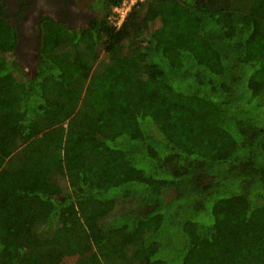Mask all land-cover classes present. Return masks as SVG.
I'll return each instance as SVG.
<instances>
[{
    "label": "trees",
    "instance_id": "trees-1",
    "mask_svg": "<svg viewBox=\"0 0 264 264\" xmlns=\"http://www.w3.org/2000/svg\"><path fill=\"white\" fill-rule=\"evenodd\" d=\"M85 1L0 6V264H264V0Z\"/></svg>",
    "mask_w": 264,
    "mask_h": 264
},
{
    "label": "flooded vegetation",
    "instance_id": "flooded-vegetation-1",
    "mask_svg": "<svg viewBox=\"0 0 264 264\" xmlns=\"http://www.w3.org/2000/svg\"><path fill=\"white\" fill-rule=\"evenodd\" d=\"M76 0H0V6H5V10L19 27L20 39L17 44V54L20 62L34 69L30 60L33 47L38 44L39 20L49 15L56 20L66 21L70 26H86L90 19L98 12L93 9H83L75 2ZM45 5L40 6L39 4ZM40 6L38 10L37 6ZM34 24L32 27H30Z\"/></svg>",
    "mask_w": 264,
    "mask_h": 264
},
{
    "label": "built area",
    "instance_id": "built-area-1",
    "mask_svg": "<svg viewBox=\"0 0 264 264\" xmlns=\"http://www.w3.org/2000/svg\"><path fill=\"white\" fill-rule=\"evenodd\" d=\"M139 0H123L120 6H115L113 8L111 19L116 25H120L124 18L126 17L128 11L131 9L132 5Z\"/></svg>",
    "mask_w": 264,
    "mask_h": 264
},
{
    "label": "rangeland",
    "instance_id": "rangeland-1",
    "mask_svg": "<svg viewBox=\"0 0 264 264\" xmlns=\"http://www.w3.org/2000/svg\"><path fill=\"white\" fill-rule=\"evenodd\" d=\"M75 2L78 4L79 7H82L83 9H90V8H91L90 5H89L85 0H76ZM39 5H40V6H43V5H45V4H44V3L41 4V2H40ZM39 5L37 6L38 10L41 9ZM33 25H34V24L32 23V25H31L30 27H32ZM33 48H34V47H33ZM102 57H103V56H102Z\"/></svg>",
    "mask_w": 264,
    "mask_h": 264
}]
</instances>
